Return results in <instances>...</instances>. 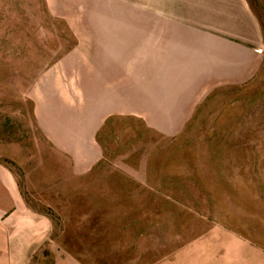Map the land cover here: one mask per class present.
Listing matches in <instances>:
<instances>
[{"label":"rangeland","instance_id":"obj_1","mask_svg":"<svg viewBox=\"0 0 264 264\" xmlns=\"http://www.w3.org/2000/svg\"><path fill=\"white\" fill-rule=\"evenodd\" d=\"M240 1L264 37V0H0V160L54 227L36 264H57L56 252L64 264H168L201 255L223 229L246 261L249 250L256 263L264 257V48L255 78L215 90L176 137L123 126L112 160L79 177L48 152L40 165L36 150L46 145L35 120L41 88L86 75L91 46L107 34L142 43L170 19L222 27ZM10 139L29 148L27 169L8 159Z\"/></svg>","mask_w":264,"mask_h":264},{"label":"crops","instance_id":"obj_2","mask_svg":"<svg viewBox=\"0 0 264 264\" xmlns=\"http://www.w3.org/2000/svg\"><path fill=\"white\" fill-rule=\"evenodd\" d=\"M237 7L239 14L222 27L170 19L168 28L142 43L107 34L92 45L86 75L69 77L72 83L63 87L49 80L41 88L35 120L46 148L36 146L40 165L48 152L65 160L70 177L90 175L112 160V138L123 126L142 124L154 135L176 137L215 90L253 80L262 61L263 32L249 4L240 1ZM130 49L136 55L129 56ZM9 143L8 159L27 169L29 148ZM53 232L48 215L28 205L16 170L0 160V264H36V256L52 247ZM204 245L201 255L176 256L168 264H264V257L256 263L250 250L254 258L246 261L241 241L224 229ZM55 259L64 264L61 252Z\"/></svg>","mask_w":264,"mask_h":264}]
</instances>
